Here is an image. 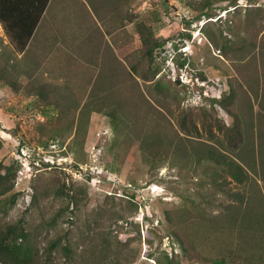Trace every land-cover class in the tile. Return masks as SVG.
<instances>
[{"label": "rangeland", "instance_id": "rangeland-1", "mask_svg": "<svg viewBox=\"0 0 264 264\" xmlns=\"http://www.w3.org/2000/svg\"><path fill=\"white\" fill-rule=\"evenodd\" d=\"M57 2L63 11L49 16L63 21L52 22L48 35L68 43L62 61L52 43L19 52L0 23V163L19 167L7 222L22 221L43 253L61 241L48 264H198L190 245L218 247L210 220L240 202L214 187L208 171L220 166L213 161L191 153L175 161L171 152L147 162L144 144L177 133L189 152L226 153L220 127L233 129L236 112L242 153L256 156L243 164L250 180L240 185L230 176L229 186L243 205L255 190L264 193V0ZM72 10L77 19L69 22ZM144 40L161 46L137 64ZM42 54L51 62L45 69ZM135 64L144 76L158 74L145 81L131 72ZM126 101L134 105L119 115L132 124H120L117 138L106 112ZM183 115L199 131L188 136Z\"/></svg>", "mask_w": 264, "mask_h": 264}, {"label": "trees", "instance_id": "trees-1", "mask_svg": "<svg viewBox=\"0 0 264 264\" xmlns=\"http://www.w3.org/2000/svg\"><path fill=\"white\" fill-rule=\"evenodd\" d=\"M44 1L45 8L49 0ZM204 1H206L208 6L215 1L223 0ZM41 15L42 12L39 14L0 12V21L4 24L12 41L16 43L19 52L22 53L27 49L29 40L32 38L36 30ZM160 46L161 44L156 42L153 43L150 40H144L143 48L139 52L137 64H140L141 61H144L148 56L153 57L157 48ZM137 67L136 64L132 65L131 72L137 74L136 76L141 77L145 81H148L151 76L155 77V75L158 74V71L156 70L153 75L144 76L143 74H140ZM133 105V103L127 102L120 107L119 110L113 108L106 112V115L111 118L115 127L117 138H120V124L127 128H130L132 124V122H127L128 119H125L123 116L119 115V113L121 110L127 112L126 109L128 107H133ZM230 115L235 118L234 128L225 129L220 127L223 130L225 143L220 142L228 152L225 153L222 151L223 149H217L211 146L207 150L205 149L204 152H189L181 140L183 137L180 136L179 138L178 134L175 133V135L170 136L157 135L154 138L152 137L148 143L145 142V153L147 155L145 154L144 159L147 162H151V160L156 162L157 159L162 161L169 158L170 153L173 152L172 156L174 157V160L180 161L182 157H184L185 160V157L191 153L190 156L193 155L196 157L195 159L200 163L207 160L213 161L217 166H220L213 170L209 169L208 176L212 178V183L216 189L226 193L229 197L236 198L239 200L240 205L228 204L226 207L227 212L220 213L223 216L221 215L217 220H210L213 222L210 223L211 225H208V229L213 231L211 232L212 238H214V235L216 234L217 239L220 241L219 246H214V248L210 250L208 244L205 247L193 246V244L190 245V241L187 239L188 235L186 234L176 235L177 241L183 247L185 252L187 251V245H190L191 252H193V256H196V262L199 263L255 264L256 262H261L264 264V193L255 190L257 196H255V199L253 196L249 199L257 203L259 202V207L255 204L251 205L252 203L249 200L247 201V205H243V194L241 192L233 191V188H230L229 186L230 181L228 180V177L230 176L240 185L245 184L250 180V173L243 164L251 165V159L256 156L253 155V157H248L247 155L244 156L242 153L241 149L243 146L241 145L245 140V136L241 127V121L240 119L238 120V114L236 112H230ZM258 125V130L264 134V126L260 123H258ZM182 128L188 132V136L191 135L189 133H192V130H195L196 132L199 131L195 122L184 115L182 117ZM208 132L212 135L211 129L208 130ZM261 133L259 134L260 149L258 156L259 159L262 160L263 166L260 168L264 180V135ZM229 152L232 155H235L237 159L231 157L228 154ZM118 153L120 160L123 162L126 153L121 154L120 151H118ZM252 169L255 172L258 171L257 168L253 167ZM18 170L19 167L16 163L5 165L0 163V263L48 264L51 261V253L60 245L61 241L57 239L50 241L49 246H47L45 249L46 251L43 253L37 243L29 236L30 232L24 228L22 221L19 223L7 222V217L18 200V194L15 191ZM209 197L210 200L211 198L213 199V197ZM228 212L229 216H227ZM244 213H252V215L249 219H246L247 216H245ZM201 218L208 221L203 216ZM64 248L68 249L65 246ZM176 262L175 259H172L168 264H177Z\"/></svg>", "mask_w": 264, "mask_h": 264}, {"label": "crops", "instance_id": "crops-1", "mask_svg": "<svg viewBox=\"0 0 264 264\" xmlns=\"http://www.w3.org/2000/svg\"><path fill=\"white\" fill-rule=\"evenodd\" d=\"M66 2H68V0H66ZM66 2L63 3L62 6H66L67 8H69L70 2H68L69 4H67ZM71 2H72V0H71ZM44 4H45L44 0H0V12L19 13V14H21V13L39 14V13L42 12V15H41V17L39 19V22H38V25L36 27V30H35L32 38L29 40V44L27 46V49L24 52H22V53L25 54L26 51H28V49L32 45H34L37 49H39V47H42L43 51H44V49H46L52 43V50L54 52H57L58 60L62 61L61 60L62 52L70 51L68 49V46H67L68 43L64 42L61 39H59V40L55 39L52 42H50L49 41L50 38H49V35H48L49 34V30L48 29L54 27V25L51 26L52 22H54V21L56 22V21L59 20L58 24L60 26V23H62L61 21H63L62 16H60V17L58 16L57 18H55L56 17L55 16L53 18L52 16L51 17L49 16V13L50 12L56 13V12L63 11V10H61L62 9L61 6H58L57 0H49V2L47 3L45 8H44ZM53 6H54V8H53ZM71 9H73V8H71ZM69 13H74V11L73 10L69 11ZM76 19H77L76 18V13H74L71 16H69V18H68L69 22L70 21H74ZM0 23L3 24L1 21H0ZM74 25L76 26V28L78 27L77 24H74ZM59 26H58V28H59ZM71 28H73V27H71ZM42 38H45L46 42L44 40H42ZM74 42H76V41H74ZM76 45H77V42L75 43V46ZM114 48L116 49L115 46H114ZM47 52H49V50L46 51V53ZM42 57H43L44 60H47L46 62H44L42 64V68L45 69L51 64V62L48 63V57L45 56V54L44 55L42 54ZM53 59L56 60V58H53Z\"/></svg>", "mask_w": 264, "mask_h": 264}]
</instances>
